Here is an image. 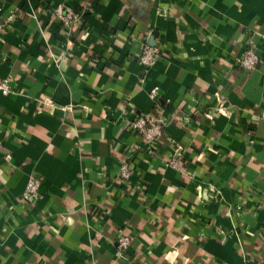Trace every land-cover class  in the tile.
<instances>
[{"label": "crops", "instance_id": "crops-1", "mask_svg": "<svg viewBox=\"0 0 264 264\" xmlns=\"http://www.w3.org/2000/svg\"><path fill=\"white\" fill-rule=\"evenodd\" d=\"M60 4L82 15L71 36ZM0 17V264H264V0H0ZM140 115L164 122L151 150Z\"/></svg>", "mask_w": 264, "mask_h": 264}, {"label": "built area", "instance_id": "built-area-1", "mask_svg": "<svg viewBox=\"0 0 264 264\" xmlns=\"http://www.w3.org/2000/svg\"><path fill=\"white\" fill-rule=\"evenodd\" d=\"M55 14L67 29L68 36H71L72 31L76 28L82 15L64 4H60L56 7ZM12 18L13 17L10 16L9 20ZM4 28L5 24L1 21L0 17V34L4 31ZM254 46V42L251 41L249 46L246 47L243 55L236 60L239 66L250 71L255 70L259 63V57ZM159 54L160 50L156 45H145L139 56L140 65L144 69H150L156 63ZM15 93L16 91L11 81L0 76V95L9 96ZM158 94L159 89L156 87L153 88L150 92L151 99L156 102ZM130 128L137 136L143 139L147 148L151 150L163 135L164 122L162 118L155 115H140L131 122ZM167 165L178 170H181L183 167L182 161L180 160H171ZM133 173L134 170L130 162L128 160L123 161L120 166V179L128 186H130V179ZM39 188L40 180L31 177L27 183L24 198L29 202H35L40 198ZM131 243L132 240L130 237L120 236L117 240L118 254L122 255L131 246Z\"/></svg>", "mask_w": 264, "mask_h": 264}]
</instances>
